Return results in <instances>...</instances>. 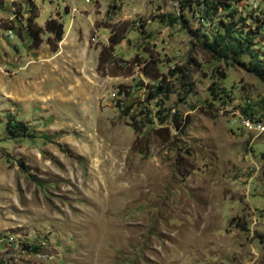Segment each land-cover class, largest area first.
I'll list each match as a JSON object with an SVG mask.
<instances>
[{
  "label": "rangeland",
  "instance_id": "374dc122",
  "mask_svg": "<svg viewBox=\"0 0 264 264\" xmlns=\"http://www.w3.org/2000/svg\"><path fill=\"white\" fill-rule=\"evenodd\" d=\"M181 1L0 0V264H264V77L213 61ZM237 11L264 66V0ZM33 13L64 24L56 52L46 32L28 48ZM183 14L189 28L159 20ZM135 57L165 75L161 113L190 121L167 141L149 130L146 156L123 114L141 120L154 84ZM246 107L260 133L234 121ZM8 119L33 136L11 138Z\"/></svg>",
  "mask_w": 264,
  "mask_h": 264
},
{
  "label": "trees",
  "instance_id": "16d2710c",
  "mask_svg": "<svg viewBox=\"0 0 264 264\" xmlns=\"http://www.w3.org/2000/svg\"><path fill=\"white\" fill-rule=\"evenodd\" d=\"M244 0H183L182 11L188 10L192 14L196 15V20L199 22V28L197 30H189L192 36H196L200 32V28L210 27L209 32H203L201 37L203 40H199L202 45V49L211 55L213 61H221L231 58L233 64L239 65L243 68H247L249 73L255 74L259 77H264V66H262L263 59L261 55L255 49L258 43H256L257 34H259V26H256L255 30H251L249 25H245V19L239 16L237 11V5H242ZM223 12V15L218 16ZM37 15L33 13L28 19H26V25L24 28L23 38L26 40L29 49H37L43 42L42 35L48 33L46 39L47 44L52 52H56L58 44L62 41L64 35V24L62 21L56 18H49L45 21L44 26H38L34 23V19ZM252 19V18H251ZM255 19V17H253ZM264 19V18H263ZM160 22H163L169 26L174 24L181 25L182 28H189L187 26L188 21L183 15H161L159 17ZM264 32V30L262 31ZM124 39L123 36L111 34L109 37V43L103 47L99 53V63L106 64L113 61L114 47ZM247 55L251 58V63L247 65L241 61V57ZM134 64H143L141 70L145 78L154 82L146 94V105L142 107L140 111L141 120L136 119L133 115L129 114V107H125L123 114L131 120L132 128L137 134L132 149L134 152L146 156L149 149V143L147 136L149 130L161 137L164 141L171 138V131L174 130L179 135L184 132V129L189 124V118L180 117L177 113L171 116L168 113H161L163 111V103L165 100L170 99L171 91L167 85H163L165 82V75L160 72L158 68V62L152 60L133 59ZM185 69L174 68L169 72L171 76L176 75L179 80H186L184 74ZM140 86L145 88L140 82ZM191 90L188 91L190 93ZM150 102L153 104L151 107ZM155 110V112H154ZM249 109L246 107L242 113L248 118L253 114H248ZM250 119V118H249ZM6 132L11 138H30L33 133L28 126L22 121H14L8 119L6 122ZM187 154H191L190 151H186ZM23 166V163H21Z\"/></svg>",
  "mask_w": 264,
  "mask_h": 264
},
{
  "label": "built area",
  "instance_id": "2783aa9c",
  "mask_svg": "<svg viewBox=\"0 0 264 264\" xmlns=\"http://www.w3.org/2000/svg\"><path fill=\"white\" fill-rule=\"evenodd\" d=\"M246 0L243 1V3ZM234 121L239 120L241 123L242 127L247 128L248 130L255 131L257 133H260L263 130V125L259 121H254L252 119H249L247 117L240 116L239 114L234 115Z\"/></svg>",
  "mask_w": 264,
  "mask_h": 264
}]
</instances>
